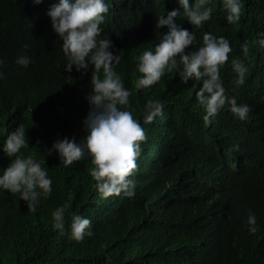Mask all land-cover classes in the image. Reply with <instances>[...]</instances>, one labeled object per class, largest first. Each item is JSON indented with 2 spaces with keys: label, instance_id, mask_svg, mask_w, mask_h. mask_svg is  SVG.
Masks as SVG:
<instances>
[{
  "label": "trees",
  "instance_id": "obj_1",
  "mask_svg": "<svg viewBox=\"0 0 264 264\" xmlns=\"http://www.w3.org/2000/svg\"><path fill=\"white\" fill-rule=\"evenodd\" d=\"M110 2L103 34L111 38L114 55L123 51L114 71L132 92L126 110L139 121L149 100L164 108L147 124L142 161L132 177L135 195L105 199L90 176L87 153L65 166L56 151H47L57 140L79 144L87 135L93 67L65 71L62 41L57 46L47 29L51 18H44L42 2L0 0V176L11 163L3 143L22 126L28 144L17 155L34 156L52 180L50 195L37 189L34 212L19 193L0 188V264H264V48L253 43L264 33V0H240L241 18L233 24L223 0L206 5L215 36L249 42L247 58L243 50L232 56L248 68L242 85L233 69L220 68L226 96L250 107L247 119L219 112L210 123L197 105L195 85L182 82L175 70L151 87L135 86L139 56L154 51L165 30L157 29L158 17L173 2L182 8L178 0ZM22 56L30 58L27 67L17 63ZM254 64L262 74L254 71L253 78ZM65 205L61 232L52 213ZM72 214L91 220L92 236L71 238ZM250 215L256 217L254 234L248 231Z\"/></svg>",
  "mask_w": 264,
  "mask_h": 264
},
{
  "label": "clouds",
  "instance_id": "obj_2",
  "mask_svg": "<svg viewBox=\"0 0 264 264\" xmlns=\"http://www.w3.org/2000/svg\"><path fill=\"white\" fill-rule=\"evenodd\" d=\"M41 2L45 5L44 18H51L52 25L47 29L57 46L62 41L67 58L65 71L71 72L75 66L77 71L83 69L86 73L90 65L93 67L91 91L86 97L90 106L84 120L87 135L79 144L67 137L57 140L47 151H56L65 166L80 161L87 153L92 165L89 173L102 198L122 193L132 197L136 188L132 177L142 161L147 124L163 114L164 104L149 100L139 121L132 111L126 110L131 108L129 97L132 92L125 88L121 77L114 71L115 65L122 60L123 51L114 55L110 51L113 48L111 38L103 34V24L113 7L110 0H33L35 4ZM178 3L183 11L173 2L158 17L157 29L164 26L165 30L160 33V42L154 51L146 50L139 56L137 70L141 76L135 81L136 88L151 87L175 70L182 82L195 85L194 96L203 115L206 114V123H210L219 112H230L233 119H247L250 107L238 105L235 97L226 96L220 68L233 69L238 75L235 83L242 85L248 68L242 60L232 56L243 50L247 58L249 42L239 36L214 35L207 25L212 15V8L206 6L209 0H195L194 4L189 0H178ZM223 6L227 23L240 20L243 8L240 0H223ZM258 36L262 38L253 43L263 49L264 33ZM30 62L27 56L17 59V63L24 67ZM3 64L0 59V68ZM101 70L103 78L99 75ZM254 71L262 74L255 64L253 78ZM3 78L0 72V79ZM261 93L264 94V89ZM226 103L230 107H223ZM25 137L26 131L22 126L7 134L3 151L11 158V163L0 176V188L12 194L19 193L28 209L34 212L41 195L37 189L42 190L45 196L50 195L52 180L34 156L24 158L17 155L28 144ZM234 147L238 149L239 146ZM66 211L67 205L52 213L53 226L61 232L65 228ZM248 223V231L254 234L257 231L255 215L249 216ZM70 228L71 238L77 242H82L86 235H93L89 231L91 220L77 214H72Z\"/></svg>",
  "mask_w": 264,
  "mask_h": 264
}]
</instances>
